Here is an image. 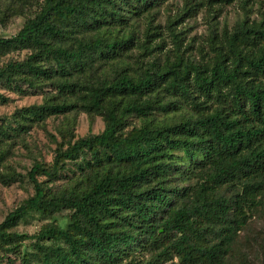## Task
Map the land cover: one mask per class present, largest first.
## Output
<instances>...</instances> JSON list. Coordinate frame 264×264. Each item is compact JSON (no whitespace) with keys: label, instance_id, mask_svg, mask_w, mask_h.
Returning a JSON list of instances; mask_svg holds the SVG:
<instances>
[{"label":"trees","instance_id":"trees-1","mask_svg":"<svg viewBox=\"0 0 264 264\" xmlns=\"http://www.w3.org/2000/svg\"><path fill=\"white\" fill-rule=\"evenodd\" d=\"M158 3L42 0L15 36L0 38V61L28 51L25 59L0 65V85L45 95L43 104L18 111V127L73 110L105 123L101 133L83 137L61 131L52 162L35 161L27 172L33 195L0 223V248L32 241L21 264H224L229 258L232 235L226 246H201L195 230L210 214L227 218L231 211L227 197L209 199L204 190L238 179L247 189L264 186V16L238 23L214 49L211 65L178 52L163 67L148 31L150 59L139 66L130 59L139 45L130 19ZM178 104L188 107L179 122L158 119ZM130 118L138 124L130 127ZM4 157L0 152L1 163ZM180 160L188 171L207 172L197 197L171 185ZM70 164L71 181L53 189ZM14 179L7 174L1 181ZM64 211L65 229L53 222L33 235L14 230L32 212ZM165 236L166 246H151ZM146 248L150 258L138 259Z\"/></svg>","mask_w":264,"mask_h":264},{"label":"rangeland","instance_id":"rangeland-1","mask_svg":"<svg viewBox=\"0 0 264 264\" xmlns=\"http://www.w3.org/2000/svg\"><path fill=\"white\" fill-rule=\"evenodd\" d=\"M41 2L42 0H0V38L15 36L26 21L39 10ZM263 16L264 0H159L157 5L142 16L130 19L139 43L138 47L133 48L131 62L140 66L149 61V54L144 47H147L146 32L150 31L153 43L151 42L149 48L158 47L155 57L163 67L166 66L167 60L173 59L174 54L178 52L190 61L211 65L214 61V49L238 23H258ZM27 54V50L11 52L0 61V65L12 60L21 61ZM0 96H3L0 97V152L5 154L4 161L0 162L1 223L24 199L33 195L34 189L27 178V172L35 161L46 164L52 162L57 144L62 141L61 131L70 129L76 138L83 137L88 133H101L105 123L99 115L73 110L49 116L43 123L31 128H21L17 123L18 111L43 104L44 93L39 91L23 95L0 85ZM170 100L176 101L173 98ZM178 107L179 110L169 114H158V119L179 122L188 113V107L180 104ZM134 124H138V120L130 118V127ZM178 164V169L170 177L171 185L190 189L186 193L191 197L199 196L207 172L200 168L188 171L183 160ZM74 168V165L70 164L50 186L53 189L66 186L74 175ZM7 174H14L15 177L9 185L1 181ZM203 192L209 199L221 195L227 197L231 211L227 218L213 213L200 220L195 230L198 244L226 246L232 235L233 238L227 247L229 258L225 257L224 264H264V186L262 189H247L238 179L210 187ZM53 222L65 229L70 223L68 212L64 211L52 217L32 212L14 230L19 234L33 235L44 224ZM230 226L234 228V232L229 231ZM169 240L170 236L158 237L156 244L151 246L154 249L161 248L166 246ZM31 242L25 241L19 247L11 245L5 249L0 248V264H21L20 255L25 250H32ZM149 248L138 254L137 258L149 259ZM174 262L178 264L176 259Z\"/></svg>","mask_w":264,"mask_h":264}]
</instances>
